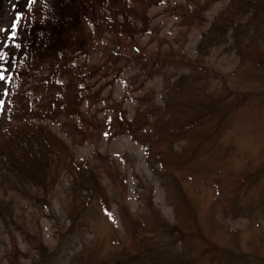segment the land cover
Segmentation results:
<instances>
[{
    "label": "trees",
    "instance_id": "obj_1",
    "mask_svg": "<svg viewBox=\"0 0 264 264\" xmlns=\"http://www.w3.org/2000/svg\"><path fill=\"white\" fill-rule=\"evenodd\" d=\"M160 2L93 0L92 11L80 15L81 30L72 32L81 45L46 53L33 65L25 51L17 57L16 74L0 103V264H61L66 258L69 264H264V256L255 252L207 239L192 195L198 179L219 177L224 170L232 176L230 160L238 151L226 135L243 108L252 113L264 104V0H229L211 18L205 13L208 5L197 1L186 12L200 27L191 52L173 45L146 51L141 39L151 28L149 10ZM225 43L239 59L228 72L207 58ZM132 62L155 73L175 68L159 97L144 96L131 110L115 100L107 123L112 135L129 134L143 146L171 215L157 205L151 185L139 193L134 212L123 206V229L111 211L102 153L96 149L78 157L74 147L85 143L96 119L98 82L115 79ZM259 152L260 161L243 166L237 194L246 195L239 191L264 176V145ZM63 173L68 223L51 245L31 232L33 216L26 211L53 208ZM258 192L264 212V187ZM94 208L114 222L111 241L128 240L133 250L101 255L95 243L85 242L67 248L75 226ZM12 226L33 238L30 248L2 244V234L14 235Z\"/></svg>",
    "mask_w": 264,
    "mask_h": 264
},
{
    "label": "rangeland",
    "instance_id": "obj_2",
    "mask_svg": "<svg viewBox=\"0 0 264 264\" xmlns=\"http://www.w3.org/2000/svg\"><path fill=\"white\" fill-rule=\"evenodd\" d=\"M92 1L43 0L44 5L38 6L40 0H0V73L5 77L0 81V103L8 82L16 74L15 64L21 52L27 53L29 65H33L46 53L71 44H82L80 40L72 39V32L81 30L80 15L83 11H92ZM197 1L208 5L205 13L211 18L229 0H162L152 4L149 10L151 28L141 39L147 45L146 51L173 45L183 46L191 52L198 40L200 27L198 23H192L186 12ZM207 58L210 64L225 72L232 71L239 60L227 43L214 47ZM132 63L125 65L123 71L120 69L115 79L106 84H103V80L98 82L96 89H101V98L92 107L96 119L85 143L74 147L78 157L86 156L96 149L102 153L103 159L100 161L104 167V181L111 194V211L123 229L125 227L120 222L125 209L123 206L134 212L140 201L139 193H147L151 185L155 190V202L167 216L171 215L164 187L156 177L153 178L145 161L143 146L129 134L112 135L107 123L115 108V100L121 101L123 106L131 110L144 96L159 97L166 82L174 78L175 68L163 74L149 70V66L142 70ZM252 110V113H246L243 108L235 121V127L226 135V139L233 142L238 151L230 160L234 168L230 173L232 176H228L224 170L218 174L219 177L208 175L198 179V187L192 195L196 200L198 222L207 239L264 256V212L260 209L262 197L258 192L264 187V176L257 185L239 188V192L244 191L246 195L237 194L236 190L238 183L245 177L241 172L243 166L248 161L254 164L263 157L259 151L264 145V104L261 109ZM61 180L57 185L59 193L52 209L46 207L35 210L29 207L26 211L28 216H33V227L28 226L31 232L37 237L41 235L51 245L58 241L60 231L68 223L64 208L67 206L68 189L66 173L62 174ZM113 223L109 215L96 208L91 209L82 223L75 226L67 248H77L85 242L88 245L95 243L101 255L133 250L134 246L128 240L119 243L111 241ZM12 227L14 235L8 232L2 234V244L12 247V250L17 247L22 250L30 248L33 238L25 230ZM8 255L12 256V253ZM61 264H69L68 258ZM258 264H263L262 260Z\"/></svg>",
    "mask_w": 264,
    "mask_h": 264
},
{
    "label": "snow or ice",
    "instance_id": "obj_3",
    "mask_svg": "<svg viewBox=\"0 0 264 264\" xmlns=\"http://www.w3.org/2000/svg\"><path fill=\"white\" fill-rule=\"evenodd\" d=\"M4 75L2 73H0V81L4 80Z\"/></svg>",
    "mask_w": 264,
    "mask_h": 264
}]
</instances>
